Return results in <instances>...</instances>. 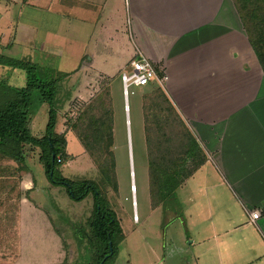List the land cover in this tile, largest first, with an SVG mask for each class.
I'll return each mask as SVG.
<instances>
[{"label": "crops", "instance_id": "crops-1", "mask_svg": "<svg viewBox=\"0 0 264 264\" xmlns=\"http://www.w3.org/2000/svg\"><path fill=\"white\" fill-rule=\"evenodd\" d=\"M139 52L162 66L168 77L164 87L150 85L156 92L141 98L148 156L156 150L174 153L177 131L170 129L176 117L205 156L168 206L152 208L169 210L183 221L192 235L187 240L193 238V264H264V71L236 1L0 0V73L18 76V83L8 82L23 87L24 72L6 65L7 59H17L65 74L62 82L68 84L57 96L58 109L75 99L85 105L96 100L98 79L104 80L102 85L113 81L115 108L114 86L117 80L122 83V72ZM155 105H166L175 115L161 132L153 119ZM127 106L125 101L128 129ZM60 113L55 133L66 139V152L73 157L67 164L83 155L91 159L75 131L60 127ZM162 113L156 112L164 122ZM117 118L113 110L114 131ZM43 126L29 120L36 138L45 135ZM70 136L82 147L76 149L77 156L68 151ZM37 159L34 168L22 171L27 179L22 183L21 219L28 205L42 210L32 197L47 178L40 156ZM2 169L0 182L7 179ZM53 187L44 184L46 192ZM150 199L152 204L151 189ZM253 211L262 213L260 220H251Z\"/></svg>", "mask_w": 264, "mask_h": 264}, {"label": "rangeland", "instance_id": "rangeland-1", "mask_svg": "<svg viewBox=\"0 0 264 264\" xmlns=\"http://www.w3.org/2000/svg\"><path fill=\"white\" fill-rule=\"evenodd\" d=\"M16 55L21 57L22 54ZM8 76L6 73H0L1 85L8 80L19 82L18 76ZM103 81L98 79V85L93 91L99 95L107 88L109 97L107 103L111 104L118 115L115 131L113 128V144L107 146L106 140L103 146L107 152L111 151L114 154L117 188L114 187V182L107 183L104 180L93 159L87 155L77 157L70 165L64 164L60 172L72 180L87 179L96 182L103 196L108 199L110 207L117 214L123 232L116 242L115 256L107 264H193L191 260L192 252H195L191 244L193 238L187 240L191 234L187 233L183 221L174 219L175 213L169 210L163 208L154 210L151 204L148 174L150 156L147 151L149 144H146L145 139L141 98L156 92V87L130 90L131 94L128 97L130 124L127 129L122 83L117 80L118 85L114 86L117 95L114 108L111 97L113 81H106L108 85L105 83L102 85ZM67 84L63 82L59 84L57 96H60L62 88ZM66 104L63 107L59 106V109L56 107L57 110H61L59 125L60 127L67 125L73 129V125L89 104L85 105L87 102L83 103L78 99L71 102V106ZM48 109V105L40 101H35L32 107L31 120L44 125L42 133L46 131L48 124L49 117L47 118L46 114ZM101 113L103 110L97 109L96 114L100 116ZM161 115L164 116L165 127L175 120V115L168 113L166 105ZM176 121L170 130L177 131L178 138L181 134L179 117L178 119L176 117ZM42 133L38 132L39 135ZM70 137L68 151L77 156L80 152L76 149L82 147L73 136ZM40 154L39 147L25 146L23 155L26 158V168L27 166L34 168ZM0 167H3L2 171L7 177L6 181L0 182V264H96L97 252L93 246L88 245L86 238L87 234L92 235L90 224L95 210L93 194L81 202H76L69 197L64 187L54 186V189L46 192L44 184L49 183V180L43 177L42 188L32 196L34 202L41 203L42 210L28 205L24 208L21 219L20 212L23 207L21 199L25 197L22 183L27 179L26 173H22L24 167L4 158L0 159ZM38 170L41 169L38 167ZM171 219L174 220L170 224ZM102 251L105 252V249ZM98 252L100 253L99 249Z\"/></svg>", "mask_w": 264, "mask_h": 264}, {"label": "trees", "instance_id": "trees-1", "mask_svg": "<svg viewBox=\"0 0 264 264\" xmlns=\"http://www.w3.org/2000/svg\"><path fill=\"white\" fill-rule=\"evenodd\" d=\"M236 4L240 8L250 44L264 71V13H262L264 0H236ZM6 65L22 70L26 81L23 87H15L8 82L0 84V155L22 165L24 167L22 170L25 171L27 169L26 158L23 155L25 146L39 147L40 163L53 186L64 187L69 197L76 202H81L93 194L95 210L90 224L92 235L87 234L86 238L88 245L93 246L97 252L96 264H107L115 256V245L123 232L117 214L110 207L108 199L103 196L96 182L87 179L72 180L60 172V168L73 159L66 152V139L55 133L58 89L66 75L27 60L7 59ZM105 89V92L86 106L87 109L82 112L72 128L99 168L104 180L107 183L114 182V187L117 188L114 154L111 151L107 152L103 147L106 140L107 146L113 144V109L111 104L107 103L109 97L108 90ZM35 101L45 103L49 108L47 110L49 120L42 138L34 137L29 129ZM97 109L103 110L100 116L96 114ZM156 109L161 112L164 109L162 106H154L153 119L161 132L165 121L159 120ZM178 124L181 134L178 135L174 153L156 150V154H150L149 174L153 208L160 205L168 206L174 199L178 187L205 161V156L186 124L180 118ZM103 248L105 252L102 251Z\"/></svg>", "mask_w": 264, "mask_h": 264}, {"label": "built area", "instance_id": "built-area-1", "mask_svg": "<svg viewBox=\"0 0 264 264\" xmlns=\"http://www.w3.org/2000/svg\"><path fill=\"white\" fill-rule=\"evenodd\" d=\"M123 95L128 102L130 90L132 88H144L154 84L166 85L168 77L162 66L156 65L142 52L137 53L129 62L125 71L121 74ZM128 107V106H127ZM262 213L260 211L250 212V218L253 222L260 220Z\"/></svg>", "mask_w": 264, "mask_h": 264}, {"label": "bare ground", "instance_id": "bare-ground-1", "mask_svg": "<svg viewBox=\"0 0 264 264\" xmlns=\"http://www.w3.org/2000/svg\"><path fill=\"white\" fill-rule=\"evenodd\" d=\"M133 192H134V190H133Z\"/></svg>", "mask_w": 264, "mask_h": 264}, {"label": "water", "instance_id": "water-1", "mask_svg": "<svg viewBox=\"0 0 264 264\" xmlns=\"http://www.w3.org/2000/svg\"><path fill=\"white\" fill-rule=\"evenodd\" d=\"M102 264H104V263H102Z\"/></svg>", "mask_w": 264, "mask_h": 264}]
</instances>
